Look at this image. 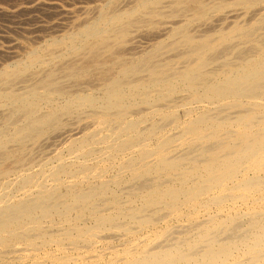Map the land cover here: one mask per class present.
<instances>
[{"label":"bare ground","instance_id":"6f19581e","mask_svg":"<svg viewBox=\"0 0 264 264\" xmlns=\"http://www.w3.org/2000/svg\"><path fill=\"white\" fill-rule=\"evenodd\" d=\"M0 15V264H264V0Z\"/></svg>","mask_w":264,"mask_h":264},{"label":"rangeland","instance_id":"374dc122","mask_svg":"<svg viewBox=\"0 0 264 264\" xmlns=\"http://www.w3.org/2000/svg\"><path fill=\"white\" fill-rule=\"evenodd\" d=\"M15 1L19 2L21 0H0V5L10 6L15 3ZM9 26H12V24L4 16L0 15V35L3 34V31Z\"/></svg>","mask_w":264,"mask_h":264}]
</instances>
